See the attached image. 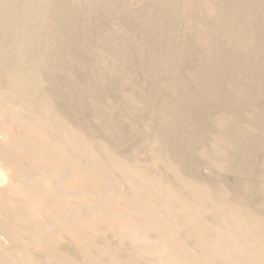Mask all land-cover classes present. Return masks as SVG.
<instances>
[{"label":"bare ground","instance_id":"1","mask_svg":"<svg viewBox=\"0 0 264 264\" xmlns=\"http://www.w3.org/2000/svg\"><path fill=\"white\" fill-rule=\"evenodd\" d=\"M0 264H264V0H0Z\"/></svg>","mask_w":264,"mask_h":264}]
</instances>
